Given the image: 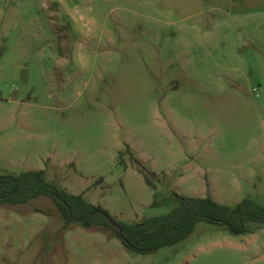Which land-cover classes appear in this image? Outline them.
I'll list each match as a JSON object with an SVG mask.
<instances>
[{
	"label": "rangeland",
	"instance_id": "obj_1",
	"mask_svg": "<svg viewBox=\"0 0 264 264\" xmlns=\"http://www.w3.org/2000/svg\"><path fill=\"white\" fill-rule=\"evenodd\" d=\"M28 171L124 224L175 193L264 206V0H0V176ZM65 225L0 206V264H264V225L147 255Z\"/></svg>",
	"mask_w": 264,
	"mask_h": 264
},
{
	"label": "trees",
	"instance_id": "obj_2",
	"mask_svg": "<svg viewBox=\"0 0 264 264\" xmlns=\"http://www.w3.org/2000/svg\"><path fill=\"white\" fill-rule=\"evenodd\" d=\"M126 153L133 155L130 147ZM122 160L125 163L123 157ZM146 177L152 185L150 178ZM41 196L55 202L65 227L75 223L84 228L111 229L128 249L144 255L185 241L200 223L226 228L233 235L249 233L250 224L264 225V206L251 199L229 207L217 202L211 195L196 198L177 193L175 196L179 204L170 213L145 219L138 224H124L115 221L102 207L87 202L82 196L69 194L49 183L43 171L0 176V206L25 205Z\"/></svg>",
	"mask_w": 264,
	"mask_h": 264
},
{
	"label": "built area",
	"instance_id": "obj_3",
	"mask_svg": "<svg viewBox=\"0 0 264 264\" xmlns=\"http://www.w3.org/2000/svg\"><path fill=\"white\" fill-rule=\"evenodd\" d=\"M254 92L257 93V96H259V93H258V91L256 89L254 90Z\"/></svg>",
	"mask_w": 264,
	"mask_h": 264
},
{
	"label": "water",
	"instance_id": "obj_4",
	"mask_svg": "<svg viewBox=\"0 0 264 264\" xmlns=\"http://www.w3.org/2000/svg\"><path fill=\"white\" fill-rule=\"evenodd\" d=\"M111 224H112L113 226H115V223H113V222H112ZM117 228L120 230V228H119V227H117Z\"/></svg>",
	"mask_w": 264,
	"mask_h": 264
}]
</instances>
